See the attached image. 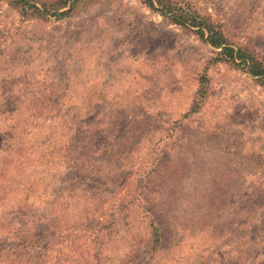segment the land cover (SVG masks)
<instances>
[{"label":"rangeland","instance_id":"rangeland-1","mask_svg":"<svg viewBox=\"0 0 264 264\" xmlns=\"http://www.w3.org/2000/svg\"><path fill=\"white\" fill-rule=\"evenodd\" d=\"M189 1L264 57V0ZM218 50L141 0H0V264H264V85Z\"/></svg>","mask_w":264,"mask_h":264},{"label":"trees","instance_id":"trees-1","mask_svg":"<svg viewBox=\"0 0 264 264\" xmlns=\"http://www.w3.org/2000/svg\"><path fill=\"white\" fill-rule=\"evenodd\" d=\"M14 4H22L35 12L65 15L75 10L80 0H11ZM151 9L171 18L175 23L193 30L204 42L218 50V60L231 63L237 68L247 69L264 85V57L247 44L236 41L231 32L225 30L223 24L213 15L192 4L189 0H141ZM41 4L42 7H40ZM67 8L66 10H63ZM199 93L203 97L205 90ZM197 103L190 112H196ZM154 242L160 243V232L155 231Z\"/></svg>","mask_w":264,"mask_h":264}]
</instances>
